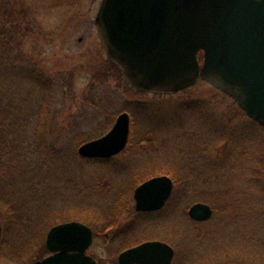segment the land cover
<instances>
[{"label": "rangeland", "instance_id": "rangeland-1", "mask_svg": "<svg viewBox=\"0 0 264 264\" xmlns=\"http://www.w3.org/2000/svg\"><path fill=\"white\" fill-rule=\"evenodd\" d=\"M13 1L35 28L25 51L53 80L47 90L21 87L17 77L0 80V100H17L20 113H36L31 129H40L47 145L46 151L26 152L0 178L18 211L13 217L0 213V244L8 226L13 239L0 247V264H34L35 246L20 259L3 252L39 243L40 225L51 230L72 221L99 230L87 254L103 264H118L121 252L157 240L175 249L173 264H264V125L201 79L179 94L133 88L107 58L95 25L101 0ZM2 86L12 91L4 96ZM124 112L131 118L126 149L106 160L80 156L79 148L105 136ZM14 120L3 128L4 142L8 135L25 139H18L22 127L12 128ZM4 153L12 163L15 151ZM160 176L176 180V191L174 181L164 209L137 213L131 194ZM117 202L124 212L107 230ZM196 203L210 206L212 218L193 221L189 210Z\"/></svg>", "mask_w": 264, "mask_h": 264}, {"label": "water", "instance_id": "water-1", "mask_svg": "<svg viewBox=\"0 0 264 264\" xmlns=\"http://www.w3.org/2000/svg\"><path fill=\"white\" fill-rule=\"evenodd\" d=\"M95 25L107 58L136 90L176 94L201 79L264 124V0H101ZM130 126L129 114H120L105 136L79 148L80 156L110 159L121 154ZM173 192L169 176L143 182L133 194L136 212L162 210ZM212 213L204 203L189 210L195 222L208 221ZM93 242L87 224H58L47 234L50 255L34 264H99L87 255ZM175 254L166 242L146 241L121 252L118 263L173 264Z\"/></svg>", "mask_w": 264, "mask_h": 264}, {"label": "trees", "instance_id": "trees-1", "mask_svg": "<svg viewBox=\"0 0 264 264\" xmlns=\"http://www.w3.org/2000/svg\"><path fill=\"white\" fill-rule=\"evenodd\" d=\"M15 1L13 0H0V80L3 81L4 76L5 79H7V82H13L14 78L17 77V80L21 81V84L19 86H24L25 84L28 86H35L40 89L47 90L50 86V83H52V78L48 77L46 78L45 71L41 67V63L36 58L35 55H29L25 51L24 43L26 39L28 38L29 34L33 33L34 26L32 27L33 23L30 22L28 19L29 15H26V12L19 9L17 5L15 6ZM110 64L114 65L116 68H119L116 64H113L112 62H109ZM16 80V82H18ZM51 90V89H50ZM11 90H5L2 86V93L4 96H7ZM51 92V91H50ZM49 92V94H50ZM14 93L17 94V91ZM19 95L20 88H19ZM13 96V95H12ZM22 96V95H21ZM3 104H2V103ZM50 102V100H49ZM17 100H11V102L6 103L4 100H0V178H3L5 180V176H7V173H9L8 168L11 166H15V162L21 160L24 156H26V152L31 151L35 148V151L38 152L39 149H43L46 151L47 145L45 139L41 142L40 137H45L38 133L40 129H31L32 123L36 120V113L29 115L28 112H22L20 113V106L17 105ZM51 103V102H50ZM9 104V105H7ZM3 105V106H1ZM242 113L245 114L243 110L240 109ZM16 117L17 120H14ZM14 120V126L12 128H21L18 131L23 132V134H19V138H25L23 139V142H19L17 139H15L17 136L14 135H8V142H4V139L2 140V137L4 136L3 128L9 129L12 125V122ZM254 124L258 125L260 123L255 122L251 120ZM17 128V129H19ZM6 148H10V150L15 151L14 155V161L12 163H8V160L6 159V155L4 153V150ZM39 156V155H38ZM6 160V162H5ZM264 160V156H263ZM10 175V173H9ZM179 176V175H178ZM182 176V175H181ZM10 177H8L6 180H8ZM175 179V178H174ZM175 181V191L177 189V181ZM133 193L131 194V196ZM122 197H125L123 195ZM133 199V197H132ZM131 201V200H130ZM119 202V201H118ZM115 203L116 205L113 208V212H111L112 221L107 224L106 229H112L118 218H120L122 212H120V205ZM130 204V202H129ZM17 202L16 198L10 199V195H6V192H3V186L0 185V213L2 216L8 215L10 217L15 216V214H18V211L16 212ZM127 209V208H126ZM127 209L125 210L128 212ZM7 215V216H8ZM8 216V217H9ZM79 219V218H78ZM84 220V219H83ZM46 220L45 222H47ZM39 232H42L41 241H37V243H23L21 245V252L20 249H16V253H11L10 249L4 250V255H14L16 259H20L21 257H25L27 255L28 249L35 246L36 247V255L34 256L37 260L43 259L47 255H49L47 249H46V237L50 230V227L52 225H40ZM21 227V226H20ZM22 234L24 232V227H21ZM43 229V230H42ZM105 231V226L103 228ZM37 233V231H36ZM99 235V230L95 231V236L97 237ZM20 236V235H18ZM12 234L9 231V226L7 228V233L5 237V241L0 244V247H4L6 245L10 246V244L13 242ZM25 242V241H24ZM2 253V251H1ZM44 254V257H43ZM100 264H103L102 261H99Z\"/></svg>", "mask_w": 264, "mask_h": 264}, {"label": "flooded vegetation", "instance_id": "flooded-vegetation-1", "mask_svg": "<svg viewBox=\"0 0 264 264\" xmlns=\"http://www.w3.org/2000/svg\"><path fill=\"white\" fill-rule=\"evenodd\" d=\"M111 159V158H110ZM104 160V159H103ZM106 160V159H105ZM164 209V208H163ZM212 209V208H211ZM136 211V210H135ZM212 212H213V210H212ZM138 213V212H137ZM150 213H152V212H150ZM140 214H149V213H140ZM212 216H213V213H212ZM212 218V217H211ZM132 248V247H131ZM96 259V258H95ZM97 260V259H96ZM98 261V260H97ZM98 263H99V261H98ZM174 263V262H173ZM119 264V263H118Z\"/></svg>", "mask_w": 264, "mask_h": 264}]
</instances>
